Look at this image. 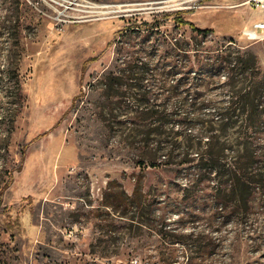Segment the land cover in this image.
<instances>
[{"label":"rangeland","instance_id":"obj_1","mask_svg":"<svg viewBox=\"0 0 264 264\" xmlns=\"http://www.w3.org/2000/svg\"><path fill=\"white\" fill-rule=\"evenodd\" d=\"M248 1L0 0V193L12 178L0 264H264V236L237 244L202 207L179 214L182 178L141 162L157 139L151 117L184 110L169 88L188 76V49L205 65L242 55L244 69L253 54L264 71V41L242 36L264 17ZM210 76L199 80L206 112L229 96L227 73ZM112 182L122 188L110 193ZM139 182L182 240L122 216L121 191Z\"/></svg>","mask_w":264,"mask_h":264},{"label":"trees","instance_id":"obj_2","mask_svg":"<svg viewBox=\"0 0 264 264\" xmlns=\"http://www.w3.org/2000/svg\"><path fill=\"white\" fill-rule=\"evenodd\" d=\"M175 22L205 36L214 32L180 17ZM199 54L198 49L186 51L188 59L194 58L188 76L170 84L172 97L184 110L168 115L157 112L151 117V132L157 139L141 162L182 178V200L174 204L179 214L182 205L202 207V220L219 229L230 227L234 243L256 244L264 236V71L253 54L246 69L241 67L242 55L230 52L225 57L216 56V61L211 56L206 66ZM205 69L211 73L210 79L215 78L214 71L228 75L223 83L228 99L209 112L204 111L206 104L199 93ZM246 71L248 76L244 78ZM11 181L0 193V206L3 191ZM116 185L110 183V193ZM158 202L159 196L144 193L139 182L131 195L121 191L118 206L136 229H149L171 241V237L182 240L175 229L169 228L167 218L157 220Z\"/></svg>","mask_w":264,"mask_h":264},{"label":"built area","instance_id":"obj_3","mask_svg":"<svg viewBox=\"0 0 264 264\" xmlns=\"http://www.w3.org/2000/svg\"><path fill=\"white\" fill-rule=\"evenodd\" d=\"M247 4L252 9L264 14V0H249ZM242 36L250 41H264V17L260 21L255 22L251 27L243 29Z\"/></svg>","mask_w":264,"mask_h":264},{"label":"bare ground","instance_id":"obj_4","mask_svg":"<svg viewBox=\"0 0 264 264\" xmlns=\"http://www.w3.org/2000/svg\"><path fill=\"white\" fill-rule=\"evenodd\" d=\"M95 8H102V9H105L107 8L108 6H100V7H97V6H94Z\"/></svg>","mask_w":264,"mask_h":264}]
</instances>
